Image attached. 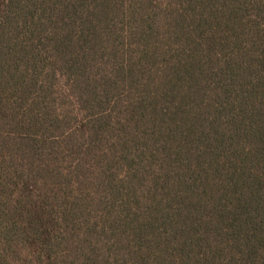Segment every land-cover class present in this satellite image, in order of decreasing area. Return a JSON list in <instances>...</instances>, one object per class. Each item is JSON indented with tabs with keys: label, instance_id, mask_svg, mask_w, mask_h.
Masks as SVG:
<instances>
[{
	"label": "trees",
	"instance_id": "trees-1",
	"mask_svg": "<svg viewBox=\"0 0 264 264\" xmlns=\"http://www.w3.org/2000/svg\"><path fill=\"white\" fill-rule=\"evenodd\" d=\"M0 264H264V0H0Z\"/></svg>",
	"mask_w": 264,
	"mask_h": 264
}]
</instances>
